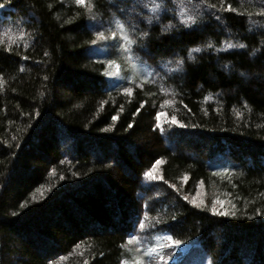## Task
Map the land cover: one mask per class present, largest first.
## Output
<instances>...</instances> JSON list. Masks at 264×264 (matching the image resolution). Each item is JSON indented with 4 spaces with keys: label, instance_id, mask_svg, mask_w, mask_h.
Listing matches in <instances>:
<instances>
[{
    "label": "trees",
    "instance_id": "obj_1",
    "mask_svg": "<svg viewBox=\"0 0 264 264\" xmlns=\"http://www.w3.org/2000/svg\"><path fill=\"white\" fill-rule=\"evenodd\" d=\"M180 1L0 0V264H264V0Z\"/></svg>",
    "mask_w": 264,
    "mask_h": 264
},
{
    "label": "rangeland",
    "instance_id": "obj_2",
    "mask_svg": "<svg viewBox=\"0 0 264 264\" xmlns=\"http://www.w3.org/2000/svg\"><path fill=\"white\" fill-rule=\"evenodd\" d=\"M120 5L123 4V6L127 7L129 10V17L128 22L130 23V26L133 28H140L139 25L141 24H147L150 25L153 22H157L159 20V16L165 13L167 10L163 9L162 7L159 9H156L155 11L152 10L153 8V0H118ZM155 2L159 3V0H155ZM147 5V7H145ZM177 11L179 13H182L183 15L187 16L188 19H192L195 15V10L197 11V15L201 13L200 6L197 5L192 0H182L176 5ZM135 9V10H133ZM127 10V12H128ZM126 12V11H125ZM149 19H151V23H149ZM5 29L0 31V40L4 41H10L13 39L16 34L12 29ZM14 33V34H13ZM122 50V49H121ZM100 53V52H99ZM119 57H125L124 55L119 53ZM134 59H131L129 64V60H125L124 64L126 67H131L134 72H137L138 68L134 64ZM112 75L109 76V79L112 81L110 82L111 85H113L117 80L116 75L118 74L119 70H117V65L111 67ZM116 80V81H115ZM115 81V82H114ZM199 202L203 201V197H198ZM201 200V201H200ZM197 202V200H196ZM165 249L162 250L159 253H155L149 260L144 261L142 264H199V262L193 261V256L197 254V251H193L192 257H190L188 253L183 252L180 249H177L176 247L172 246L169 240L165 241Z\"/></svg>",
    "mask_w": 264,
    "mask_h": 264
},
{
    "label": "snow or ice",
    "instance_id": "obj_3",
    "mask_svg": "<svg viewBox=\"0 0 264 264\" xmlns=\"http://www.w3.org/2000/svg\"><path fill=\"white\" fill-rule=\"evenodd\" d=\"M76 3H77V4H84V3H85V0H76ZM3 7H4V4L0 3V8H3ZM145 7H147V5H145ZM161 7H162V3H157V2H155V0H153V8H152L153 11H155L156 9H159V8H161ZM133 10H135V9H133ZM228 10L231 11V7H230V6H229ZM149 23H151V19H149ZM192 23L195 24L196 21L193 20ZM123 27H124V25H121V28H123ZM145 35H146V33H145ZM113 36L115 37V33H113ZM103 37H104V34H103V33H100V38L103 39ZM123 40L126 41L128 45H133V44L135 43V41L129 39V37H128L127 35L123 36ZM93 43H95V41H94ZM208 47L211 48L212 45L209 44ZM228 47H229V48H232V47H234V45L229 44ZM239 47H240V48H244L245 45L240 44ZM125 51H128L129 53H131V48H126ZM194 51H195V52H200V49H199V48H196V49H194ZM128 58H129L130 60L132 59L131 54L129 55ZM182 63H183V61H179V62L177 63V65H176V67L173 68V69H171V71H173V72H178V71H180V65H181ZM117 70H119V66H117ZM129 91H131V90H129ZM162 115H165V114H164V113H159V114H157V116H156L157 121H159V120L161 119V116H162ZM113 119L115 120L116 117H113ZM170 123H172V124H174V125H177V124H178L179 126L183 127V125L180 124V122L176 119V117H172V118L170 119ZM158 126H159V125H158ZM160 163H161V161H159V160L156 162L157 165H159ZM148 176L152 177V172H149V173H148ZM152 178L155 179V177H152ZM193 203H195V201H193ZM215 203H220V202H219V201H216ZM212 211H213V213L216 214V215H228V213H225V212H223V211L217 212L215 206L212 208ZM168 239L170 240L171 237H168ZM176 243L179 244V241H176ZM136 264H139V262L137 261Z\"/></svg>",
    "mask_w": 264,
    "mask_h": 264
}]
</instances>
